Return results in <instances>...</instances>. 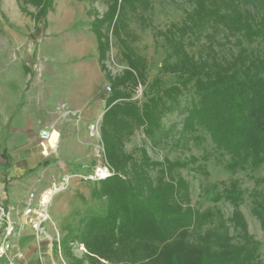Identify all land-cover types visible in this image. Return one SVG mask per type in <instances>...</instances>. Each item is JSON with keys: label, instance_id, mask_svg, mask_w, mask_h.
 I'll list each match as a JSON object with an SVG mask.
<instances>
[{"label": "trees", "instance_id": "trees-1", "mask_svg": "<svg viewBox=\"0 0 264 264\" xmlns=\"http://www.w3.org/2000/svg\"><path fill=\"white\" fill-rule=\"evenodd\" d=\"M53 1L38 0L43 3L39 12L43 20ZM152 3L111 0L108 12L91 23L101 69L108 76L104 63L112 30L120 45L126 46L127 51H122L132 71L107 77L112 93L101 135L115 174L93 186L92 197L101 203V210L91 212L87 207L83 217L78 211V220L65 226L61 247L66 260L68 264H264L260 245L238 210L243 199L238 180L214 198H225L236 206L229 219L237 231L235 237L220 214L216 223L211 211L202 213L190 205L184 180L168 182L159 169L153 178L152 169L162 164L152 163L146 151L139 160L125 151V144L139 130L156 142L164 117L186 91L194 96L184 120L186 132L205 130L215 147L230 156L227 166L232 173L264 166V0H193L180 25L156 33L168 50L161 73L171 79L159 77L148 83L147 62L129 49L128 19L143 17L152 11ZM221 34L235 40L238 53L227 57L217 51L214 41ZM203 38L208 41L200 43ZM192 41L199 43L195 53L188 50ZM135 75L148 89L142 105L132 95L137 87ZM256 185L262 189L251 194L252 212L264 229V179ZM206 226L211 227L204 230ZM74 243L84 245L88 255L76 258Z\"/></svg>", "mask_w": 264, "mask_h": 264}, {"label": "rangeland", "instance_id": "rangeland-1", "mask_svg": "<svg viewBox=\"0 0 264 264\" xmlns=\"http://www.w3.org/2000/svg\"><path fill=\"white\" fill-rule=\"evenodd\" d=\"M110 3L111 0H54L46 20H43L44 15L39 13L43 3L40 4L38 0H0V46L9 47L10 65L12 66L10 73H16V69H18L19 74L24 73L25 76L22 77L27 80L28 74L36 72V64L46 65L44 73L47 74L49 66H60L64 63H72V61L74 63H93L99 69L101 65L97 37L91 30V23L97 17H103L108 12ZM192 7L193 0H153L152 11L149 13L143 14V17L139 19L136 16H129L131 33L128 40L131 47L129 49L138 58L147 62L146 78L148 83H151L155 78L161 77L165 80L168 78L161 73V67L168 50L162 38L156 36L157 31H166L173 24L180 25L186 18V12L190 11ZM109 36L111 41L109 49L106 50L104 64L109 73L108 76L114 79L122 76L124 71L131 69L126 64L125 54L122 51L126 50V46L120 45L117 38L112 35V30ZM123 37L125 38L121 35V38ZM207 41L206 38H203L200 43ZM214 43L217 51L227 57H230L231 52L238 53L240 49L234 39L228 40L223 34L216 36ZM198 48L200 47L197 41H192V44L188 45V50L191 53H195ZM102 73L104 83L98 86L97 93L104 96V107H91L90 111L93 110V116L105 113L108 96L112 93L111 89L107 90L108 87H111L107 73L103 70ZM135 76L137 78V75ZM169 78L171 79L170 76ZM169 78L168 80H170ZM71 79V85H79L84 81L82 74H74ZM19 80L21 81L20 78ZM91 80L100 84L96 77ZM136 84L137 87L132 91V95L134 100L142 105L146 100L145 93L148 89L146 84H142L138 78ZM16 85L17 82H14L12 88L15 89ZM139 89L143 91L141 97L137 93ZM193 99L192 92L186 91L179 97V103L173 107V112L164 117L162 133L157 134L156 142L139 130L125 144V151L138 160L143 151H146L152 163L162 164L161 167L152 169L153 178L157 176L159 169L164 170L168 182L172 178L175 182L180 179L184 180L188 189L190 205L202 213L211 211L215 215L216 223L219 221L218 214H220L226 222L230 234L235 237L237 231L234 230L229 219L233 216L236 206L225 198L220 200L214 198L222 194L231 181L238 180L239 188L243 192V199L240 204H237L239 205L238 210L245 218L249 234L260 245L259 257L264 263V229L252 212L251 197L255 190L262 189L261 186L256 185V181L264 179V166L252 171L232 173L227 166L230 156L215 147L210 135L205 130L199 129L195 133L186 132L184 120L188 114L187 110L192 106ZM90 106L92 105L90 104ZM64 111L67 112V110ZM64 113L62 112L61 115ZM65 118L69 119L68 117L63 119ZM100 119L103 120V116ZM97 121L87 120L88 132L77 134L73 139L69 138L67 127L60 125L62 133L59 144H57L56 154L58 161L62 163V169L58 167L59 172L56 174L55 182L59 185L52 190L60 188L67 191L57 194L53 192L50 210L52 221L54 224L56 222V225L66 226L68 222L78 220L77 212L79 211L78 213L83 217L87 207L91 212H98L103 207L97 199L92 197L93 186L113 176L103 181L84 179V176H95L100 169L105 167L112 169L106 159L101 126L99 135H93L89 130L90 126ZM56 136V134L53 135L51 145L55 144ZM40 139L44 151L47 141L42 140L41 135ZM53 155L51 154L50 157ZM168 162L173 166H169ZM66 165L73 169H71V173L64 175V172H67ZM42 166H47V163H43ZM54 216H57V219ZM45 226L49 227V225ZM210 227L206 226L204 230ZM56 230L59 232L61 243L62 233L60 234L59 228ZM192 240H196V236ZM234 242H237V239ZM78 250L85 253V256L88 255L84 245L79 246Z\"/></svg>", "mask_w": 264, "mask_h": 264}, {"label": "crops", "instance_id": "crops-1", "mask_svg": "<svg viewBox=\"0 0 264 264\" xmlns=\"http://www.w3.org/2000/svg\"><path fill=\"white\" fill-rule=\"evenodd\" d=\"M9 53V47L0 46V208L16 226V232L10 238L12 247L6 257L0 258V264H68L61 243H54L50 250L48 242L38 241L23 213L31 193L40 198L59 185L55 179L58 167L62 169L56 154L62 133L60 125L67 127V134L73 139L77 134L88 132L87 120L97 121L103 116L104 112L93 116L90 108L104 107V96L97 93L98 86L104 83V76L101 67L97 69L93 63L72 61L49 66L47 74L44 73L46 65L36 64V72L28 74L26 80L18 69L16 73H10ZM74 74L83 75L82 84L71 85ZM94 77L100 84L91 80ZM14 82H17L15 89L12 88ZM45 130L51 137L45 142L43 151L40 135ZM54 134L57 135L55 144L51 145ZM43 163L47 166H42ZM66 166L64 175L73 169ZM65 190L59 188L55 193ZM56 224L47 223L49 227L45 228L52 236L59 228L64 238L67 235L65 226ZM4 228L0 217V243ZM79 246V243L72 244V254L81 259L85 253L78 250Z\"/></svg>", "mask_w": 264, "mask_h": 264}, {"label": "built area", "instance_id": "built-area-1", "mask_svg": "<svg viewBox=\"0 0 264 264\" xmlns=\"http://www.w3.org/2000/svg\"><path fill=\"white\" fill-rule=\"evenodd\" d=\"M107 90L110 91V87H108ZM137 93L138 96L141 97L143 93L142 89H139ZM101 120L102 119L98 120L96 123L90 126L89 130L93 135H99ZM50 137L51 135L49 132L44 131L41 134L42 140L48 141ZM114 174H115L114 170L110 169L109 167L108 168L105 167L103 169H100L95 176H88V177L84 176V179L103 181L114 176ZM56 190L57 189H55V191ZM55 191L54 190L47 191L45 195H42V197L40 198H38L35 193H31L26 202L23 213V216L25 217L27 224L34 230L37 240L48 242L50 248H52L54 243L59 245L61 239L59 232L57 230H56V234L52 236L45 228V225H47V223H51L54 225L51 217L50 207L53 199V192ZM0 217H1V221L5 223V228H4L5 234L2 239V242L0 243V258H2L7 256V252L12 247L10 238L15 234L16 226H14L13 222H10L9 217L6 215L4 209L2 208H0Z\"/></svg>", "mask_w": 264, "mask_h": 264}]
</instances>
